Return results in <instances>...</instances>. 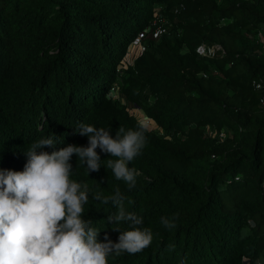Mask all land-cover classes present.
Listing matches in <instances>:
<instances>
[{"label":"trees","instance_id":"16d2710c","mask_svg":"<svg viewBox=\"0 0 264 264\" xmlns=\"http://www.w3.org/2000/svg\"><path fill=\"white\" fill-rule=\"evenodd\" d=\"M159 18L168 32L146 36L145 50L120 67ZM259 33L264 0H0V170L23 171L41 138L55 145L38 152L87 147L81 124L113 138L119 127L142 125L131 190L99 148L98 171L88 174L75 154L69 161L70 179L89 186L82 218L99 241L118 242L113 228L132 227L109 222L116 207L94 199L117 188L152 232L149 247L110 255L109 264H264V88L252 85L264 81ZM200 43L223 53L200 55ZM135 107L158 129L144 126Z\"/></svg>","mask_w":264,"mask_h":264},{"label":"clouds","instance_id":"9594fccd","mask_svg":"<svg viewBox=\"0 0 264 264\" xmlns=\"http://www.w3.org/2000/svg\"><path fill=\"white\" fill-rule=\"evenodd\" d=\"M77 131L88 137L87 147L68 145L51 154L38 152L55 145L51 136L41 138L26 152L23 171L0 170V264H109L110 255L137 254L151 245V230L141 227V216L126 209L119 188L110 196L96 193L94 199L116 207V213L107 217L109 222H128L132 227L113 228L120 232L118 242L107 235L104 242L99 241L100 231L82 218L89 186L70 179L73 154L86 164L88 174L100 169L99 148L116 158L107 159L106 168L130 190L134 188L140 173L129 164L146 145L143 126L119 127L114 138L108 129L88 124H81ZM161 223L176 226L167 217H161Z\"/></svg>","mask_w":264,"mask_h":264},{"label":"built area","instance_id":"2783aa9c","mask_svg":"<svg viewBox=\"0 0 264 264\" xmlns=\"http://www.w3.org/2000/svg\"><path fill=\"white\" fill-rule=\"evenodd\" d=\"M183 8L184 6L180 4L177 8H175L174 11H177L178 9H183ZM166 32H168V23L166 19L165 18L155 19L151 25H149L146 29L138 33L135 41L131 43V45L137 47V54H141L146 48V45H145L146 36H148L151 33L155 36H160L161 34L166 33ZM195 49L198 54L203 55V56H213L215 54L223 53L222 48L217 44L208 45L205 43H200L196 46ZM124 59L122 60V63L119 65L120 67L126 64V61ZM252 85L256 89H262L264 88V81L253 80ZM111 89L115 90L114 87H112ZM259 102L261 104H264V95L260 97ZM212 135L215 136L216 132L212 133ZM216 136L222 138L224 136V132L220 131L219 133H217ZM258 264H260V262H258Z\"/></svg>","mask_w":264,"mask_h":264},{"label":"rangeland","instance_id":"374dc122","mask_svg":"<svg viewBox=\"0 0 264 264\" xmlns=\"http://www.w3.org/2000/svg\"><path fill=\"white\" fill-rule=\"evenodd\" d=\"M167 21V20H166ZM167 22H169V21H167ZM259 36H261V39H262V41H264V34L263 33H259ZM136 55H137V47L136 46H133V45H131L130 44V46H129V52H128V54H127V57H125V61H129V60H133L135 57H136ZM131 112L140 120V122L144 125V126H146L147 128H149V129H158L157 128V125L155 124V122L152 120V119H150V118H148V117H146L145 115H144V113L139 109V108H133V109H131ZM209 128H207V130H208ZM215 131H213L212 129L210 130L209 129V134L211 133H214ZM159 133H163L162 132V130L160 129L159 130ZM216 135H217V133H216ZM215 135V136H216Z\"/></svg>","mask_w":264,"mask_h":264}]
</instances>
